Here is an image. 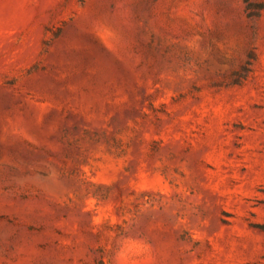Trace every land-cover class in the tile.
<instances>
[{"label":"rangeland","instance_id":"374dc122","mask_svg":"<svg viewBox=\"0 0 264 264\" xmlns=\"http://www.w3.org/2000/svg\"><path fill=\"white\" fill-rule=\"evenodd\" d=\"M0 0V264H264V0Z\"/></svg>","mask_w":264,"mask_h":264},{"label":"trees","instance_id":"16d2710c","mask_svg":"<svg viewBox=\"0 0 264 264\" xmlns=\"http://www.w3.org/2000/svg\"><path fill=\"white\" fill-rule=\"evenodd\" d=\"M250 7L253 6L252 5V1L251 0H244ZM258 227H260L261 229H264V223H256Z\"/></svg>","mask_w":264,"mask_h":264}]
</instances>
